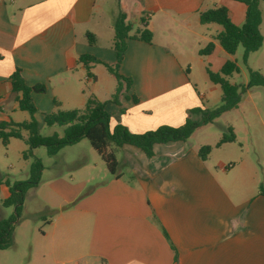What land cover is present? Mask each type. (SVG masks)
Segmentation results:
<instances>
[{"label": "crops", "instance_id": "obj_1", "mask_svg": "<svg viewBox=\"0 0 264 264\" xmlns=\"http://www.w3.org/2000/svg\"><path fill=\"white\" fill-rule=\"evenodd\" d=\"M107 3L0 0V122H23L9 115L21 111L9 84L15 69L28 85L45 86V95L33 96L36 120L42 106L46 112L54 110L53 101L61 110H73L82 109L91 95L100 102L111 99L115 92L99 64L92 65L95 79L91 80L78 61L80 55L90 54L104 64H115L114 33L106 43L99 39L104 35L101 30L108 33L113 28ZM117 3L121 10L116 14L115 5L111 18L123 13L133 30L143 17L152 40L150 44L126 41L118 73L132 83L127 91L123 85L120 106L106 105L111 126L119 123L134 134L181 126L188 110L206 109L204 96L189 79L190 60L198 57L202 62L199 50L209 42L214 48L205 56L214 70L229 60L214 40L221 30L200 24L199 14L223 6L239 26L246 7L233 0ZM92 19L99 26L89 32L96 45L86 39V25ZM200 147L188 141L155 145L154 156L147 159L124 145L110 151L118 177L109 174L89 192H84L85 183L74 185L61 177L51 180L45 207L57 214L41 233L36 264H264V195L258 193L264 187V162L260 157L247 159L241 148L242 157L210 163L209 157L205 161L198 157ZM8 196L5 186L3 199ZM13 247L14 242L8 249Z\"/></svg>", "mask_w": 264, "mask_h": 264}, {"label": "trees", "instance_id": "obj_2", "mask_svg": "<svg viewBox=\"0 0 264 264\" xmlns=\"http://www.w3.org/2000/svg\"><path fill=\"white\" fill-rule=\"evenodd\" d=\"M242 3L246 7L245 18L241 25L232 23L229 11L223 7H217L201 12L199 14V22L202 25L215 24L221 27V31L215 36L214 40L219 44L222 50L233 55L238 47H242V62L246 63L250 53L259 50L263 44V36L260 32L262 21L260 4H264V0H233ZM126 17L120 13L114 22V36L112 47L116 53V62L113 66L98 61L90 54H83L78 57V61L86 70V77L94 80V75L90 72L92 65H102L108 73L114 76L117 82V88L108 102H100L93 95L86 99L82 109H73L57 111L44 115L43 123L46 126L63 127V135L53 133L50 136H42L39 133L38 123L34 117L37 106L33 101L35 95H45V86L41 83L28 85L19 69L11 74L9 84L11 91L16 93L18 109L29 114V120L20 123L12 121L0 122V143L7 146L11 139L24 140L28 145V150L22 155L24 160L33 157V150L38 147H45L49 156H55L65 147H70L79 143L82 139L88 140L92 149L105 163L110 175L116 176L117 162L114 155L109 151L112 144L117 148L124 145L131 146L142 152L147 159L154 156L153 147L174 142H185L195 132L196 129L214 122L225 112L234 109L240 102V87L228 82L227 78L238 72V66L234 61L227 60L218 73H212L207 70L210 82L218 85L221 89V104L212 109L194 108L187 111L185 122L179 127L160 126L152 131L142 134L131 133L125 126L117 123L111 126V115L106 110L108 103L120 106L119 96L125 84L127 91L132 83L131 78H126L118 73V67L123 59L126 51L127 40H137L150 44L152 34L147 28V20L143 17L140 19L139 27L131 34L132 28L126 23ZM88 44L94 45L95 37L91 33H86ZM214 45L209 42L203 49L199 50V55H209L213 51ZM253 87H264V77L258 72H249L248 84L241 91L251 89ZM132 101L137 103V99L132 97ZM57 108L58 103L53 101ZM125 110L120 109L123 113ZM194 117H198L195 119ZM26 132L24 139L22 133ZM227 135H223L216 147L225 143L235 141L232 129L227 128ZM211 152L210 146H201L197 155L205 161ZM42 165L38 159H33L29 167V177L26 181L5 184L8 188L9 196L1 200L3 207L13 208V214L6 219L0 220V251L6 250L13 245L14 227L18 221L20 212L24 205L25 194L29 189L36 188L41 179ZM258 193L264 195V187L260 186Z\"/></svg>", "mask_w": 264, "mask_h": 264}, {"label": "rangeland", "instance_id": "obj_3", "mask_svg": "<svg viewBox=\"0 0 264 264\" xmlns=\"http://www.w3.org/2000/svg\"><path fill=\"white\" fill-rule=\"evenodd\" d=\"M119 0H108L106 11L108 12L111 25L113 26L116 18H111L110 14L116 5V14L121 10L119 8ZM262 16L260 32L263 36V44L259 50L250 53L246 63L242 62V47H238L233 55H228L229 60L234 61L238 66V72L227 78L228 82L240 87V102L238 106L231 109L214 122L199 127L193 135L187 140L190 144L200 146H210L209 154L210 163L217 159L235 160L242 157L240 150H246L245 156L249 160H256L258 157L264 162V87H253L248 90L241 91L248 84L249 72H258L264 77V4L259 6ZM98 15L96 14L95 17ZM97 19L90 20L86 27L88 32L98 31L99 26ZM110 25V27H111ZM210 25V24H209ZM211 28L221 30L218 25H210ZM133 30L136 27L133 26ZM107 33L106 30H101L104 34L100 36V42L106 43L113 36L114 29ZM215 35L216 32H213ZM97 39V38H96ZM94 45H96L94 43ZM206 46L202 45L204 48ZM223 55V54H222ZM214 55V60H218ZM203 61H199L198 57H193L190 60V75L189 79L196 92L203 95V106L212 110L221 104V89L218 85L210 82L207 70L212 73H218L214 70L213 62L207 61V56L200 57ZM187 69V66H183ZM98 70L101 71L106 78L109 79V87L112 93L115 92L117 83L112 79L102 65H98ZM92 72V71H91ZM95 74L94 72H92ZM108 82L105 81V84ZM45 107H41L37 114L39 123V133L42 136H50L53 133L58 136L63 135V127L46 126L43 123V117L46 114L55 111H65L59 108H54L52 112H46ZM10 117L17 121L29 120V114L23 111H17L15 114H9ZM198 119V117H194ZM36 120V121H37ZM231 128L235 141L227 145H221L220 149H216L215 145L220 141L223 135H227V128ZM27 136L26 132L22 133ZM109 151H118L114 145L109 146ZM28 150V145L24 140L11 139L7 146L0 143V200L3 199L5 181L10 184L14 182L26 181L29 177V167L33 159H38L42 165L41 179L36 188L29 189L24 198V205L20 212L18 221L14 227L13 242L14 247L0 253V264H36L35 250L39 242H41V233L47 231V221L53 219L57 214L54 209H48L45 204L50 202L49 183L56 177H61L63 180L71 184L85 183L87 184L84 192H89L92 187L101 183L108 178L109 172L105 163L92 149L88 140L82 139L76 145L65 147L60 150L57 155L49 156L45 147H38L33 150V157L24 160L22 155ZM118 154V153H117ZM116 154V155H117ZM124 177H127L126 170ZM72 178V180H71ZM7 188V186H6ZM8 189V188H7ZM13 214V208L3 207L0 204V219H6Z\"/></svg>", "mask_w": 264, "mask_h": 264}]
</instances>
